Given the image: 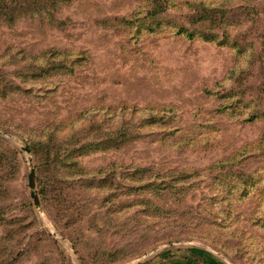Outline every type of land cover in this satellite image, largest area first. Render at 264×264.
<instances>
[{"label":"rangeland","instance_id":"1","mask_svg":"<svg viewBox=\"0 0 264 264\" xmlns=\"http://www.w3.org/2000/svg\"><path fill=\"white\" fill-rule=\"evenodd\" d=\"M189 247L264 264V0H0V264Z\"/></svg>","mask_w":264,"mask_h":264},{"label":"crops","instance_id":"2","mask_svg":"<svg viewBox=\"0 0 264 264\" xmlns=\"http://www.w3.org/2000/svg\"><path fill=\"white\" fill-rule=\"evenodd\" d=\"M149 264H224L214 255L201 248H175L160 257L153 258Z\"/></svg>","mask_w":264,"mask_h":264},{"label":"water","instance_id":"3","mask_svg":"<svg viewBox=\"0 0 264 264\" xmlns=\"http://www.w3.org/2000/svg\"><path fill=\"white\" fill-rule=\"evenodd\" d=\"M28 186L31 189L30 195H31V197L34 200V203L37 204L38 203V199H37V196H36V194H35V192L33 190V188H34V171H33V169H31L29 174H28Z\"/></svg>","mask_w":264,"mask_h":264}]
</instances>
